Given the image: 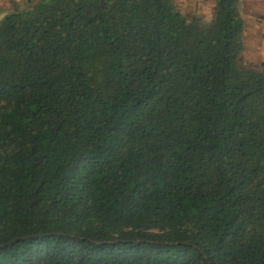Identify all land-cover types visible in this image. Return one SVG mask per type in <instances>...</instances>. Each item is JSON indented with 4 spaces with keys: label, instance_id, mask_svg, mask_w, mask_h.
<instances>
[{
    "label": "trees",
    "instance_id": "obj_1",
    "mask_svg": "<svg viewBox=\"0 0 264 264\" xmlns=\"http://www.w3.org/2000/svg\"><path fill=\"white\" fill-rule=\"evenodd\" d=\"M239 0H27L0 18V264H264V63Z\"/></svg>",
    "mask_w": 264,
    "mask_h": 264
},
{
    "label": "crops",
    "instance_id": "obj_2",
    "mask_svg": "<svg viewBox=\"0 0 264 264\" xmlns=\"http://www.w3.org/2000/svg\"><path fill=\"white\" fill-rule=\"evenodd\" d=\"M21 1L0 0V18L15 9ZM203 3L205 0H201L199 5ZM238 9L245 27L244 50L240 60L247 55L249 61L244 66L260 65L264 63V0H239ZM250 48L251 51H248Z\"/></svg>",
    "mask_w": 264,
    "mask_h": 264
},
{
    "label": "rangeland",
    "instance_id": "obj_3",
    "mask_svg": "<svg viewBox=\"0 0 264 264\" xmlns=\"http://www.w3.org/2000/svg\"><path fill=\"white\" fill-rule=\"evenodd\" d=\"M26 1L27 0L21 1L17 5V7L18 8L23 7L25 5ZM200 1L201 0H191V1H189V0H173V3L187 17H199V18H202L205 20L211 19L213 14H214V11H215V6L213 5V0H205V3H203L202 5H199ZM248 51H251V48ZM248 61H249V58L247 57V55L242 56V58L240 60V64L243 67H247L244 65ZM256 66H258V65H256Z\"/></svg>",
    "mask_w": 264,
    "mask_h": 264
}]
</instances>
